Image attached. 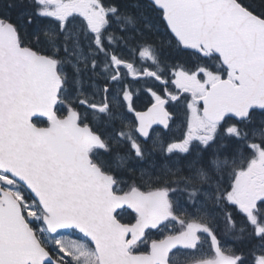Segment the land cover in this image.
Returning a JSON list of instances; mask_svg holds the SVG:
<instances>
[{"label":"snow or ice","instance_id":"obj_1","mask_svg":"<svg viewBox=\"0 0 264 264\" xmlns=\"http://www.w3.org/2000/svg\"><path fill=\"white\" fill-rule=\"evenodd\" d=\"M0 264H264V0H0Z\"/></svg>","mask_w":264,"mask_h":264},{"label":"flooded vegetation","instance_id":"obj_2","mask_svg":"<svg viewBox=\"0 0 264 264\" xmlns=\"http://www.w3.org/2000/svg\"><path fill=\"white\" fill-rule=\"evenodd\" d=\"M124 55H127V52L125 51L123 53ZM138 55V54H137ZM148 97L147 95L141 93L140 94V98L137 101V108L141 109L145 106V104L148 103ZM174 112V122L171 123L172 124V128L170 131H166L167 132V136L166 139L171 142V140L173 139H178L180 138L183 133L186 130V116H185V109L184 106L181 105L179 108H175V109H171ZM176 125H178V127H176ZM177 128V129H176ZM153 162L159 164V165H163V158L159 155V153H155L152 157ZM137 177H139V172L137 173ZM124 179H127V177H125ZM129 183H131L129 181ZM125 190H127L126 187H124Z\"/></svg>","mask_w":264,"mask_h":264},{"label":"trees","instance_id":"obj_3","mask_svg":"<svg viewBox=\"0 0 264 264\" xmlns=\"http://www.w3.org/2000/svg\"><path fill=\"white\" fill-rule=\"evenodd\" d=\"M157 39L160 41L161 39H163V37H157ZM245 243H247V242H245Z\"/></svg>","mask_w":264,"mask_h":264},{"label":"rangeland","instance_id":"obj_4","mask_svg":"<svg viewBox=\"0 0 264 264\" xmlns=\"http://www.w3.org/2000/svg\"><path fill=\"white\" fill-rule=\"evenodd\" d=\"M70 238L75 239L74 237H70ZM247 243H248V242H247Z\"/></svg>","mask_w":264,"mask_h":264},{"label":"bare ground","instance_id":"obj_5","mask_svg":"<svg viewBox=\"0 0 264 264\" xmlns=\"http://www.w3.org/2000/svg\"><path fill=\"white\" fill-rule=\"evenodd\" d=\"M131 182V181H130Z\"/></svg>","mask_w":264,"mask_h":264}]
</instances>
